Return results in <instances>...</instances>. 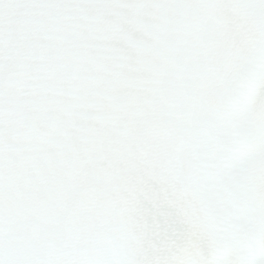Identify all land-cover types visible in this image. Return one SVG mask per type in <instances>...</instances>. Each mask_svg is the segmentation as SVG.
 <instances>
[{
	"label": "snow or ice",
	"instance_id": "obj_1",
	"mask_svg": "<svg viewBox=\"0 0 264 264\" xmlns=\"http://www.w3.org/2000/svg\"><path fill=\"white\" fill-rule=\"evenodd\" d=\"M0 264H264V0H0Z\"/></svg>",
	"mask_w": 264,
	"mask_h": 264
}]
</instances>
